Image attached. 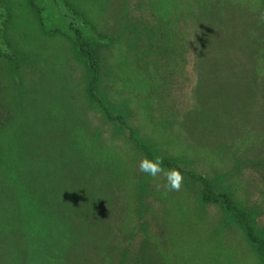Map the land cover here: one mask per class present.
<instances>
[{
    "label": "rangeland",
    "instance_id": "1",
    "mask_svg": "<svg viewBox=\"0 0 264 264\" xmlns=\"http://www.w3.org/2000/svg\"><path fill=\"white\" fill-rule=\"evenodd\" d=\"M262 17L264 0H0V264H264L245 227L264 241Z\"/></svg>",
    "mask_w": 264,
    "mask_h": 264
},
{
    "label": "clouds",
    "instance_id": "2",
    "mask_svg": "<svg viewBox=\"0 0 264 264\" xmlns=\"http://www.w3.org/2000/svg\"><path fill=\"white\" fill-rule=\"evenodd\" d=\"M138 170L153 179L162 175L166 181L164 187L168 191L181 190L184 179L181 172L175 168L166 170L163 167V159L161 157H156L155 159L142 158L139 162Z\"/></svg>",
    "mask_w": 264,
    "mask_h": 264
},
{
    "label": "trees",
    "instance_id": "3",
    "mask_svg": "<svg viewBox=\"0 0 264 264\" xmlns=\"http://www.w3.org/2000/svg\"><path fill=\"white\" fill-rule=\"evenodd\" d=\"M77 39H78V37H77ZM78 47H79V50L84 52L85 46H83L80 42L78 43ZM88 56H89V53H88ZM88 59H89L90 62H92L91 56H89ZM208 194H209L208 193V189L204 188L203 191H202V200L203 201H205V202L218 201L215 198H211ZM222 198H224V196H222ZM245 227H246L247 236L249 237L250 242L256 246L257 251L264 258V241L261 238L257 237L253 233L252 228L247 223L245 224Z\"/></svg>",
    "mask_w": 264,
    "mask_h": 264
}]
</instances>
